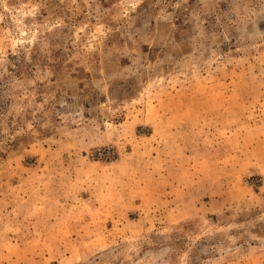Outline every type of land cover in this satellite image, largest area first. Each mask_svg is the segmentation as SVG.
Segmentation results:
<instances>
[{"label": "rangeland", "instance_id": "rangeland-1", "mask_svg": "<svg viewBox=\"0 0 264 264\" xmlns=\"http://www.w3.org/2000/svg\"><path fill=\"white\" fill-rule=\"evenodd\" d=\"M0 264H264V0H0Z\"/></svg>", "mask_w": 264, "mask_h": 264}]
</instances>
